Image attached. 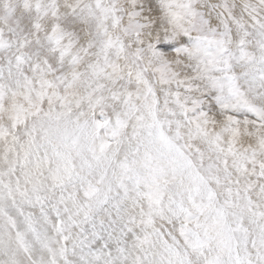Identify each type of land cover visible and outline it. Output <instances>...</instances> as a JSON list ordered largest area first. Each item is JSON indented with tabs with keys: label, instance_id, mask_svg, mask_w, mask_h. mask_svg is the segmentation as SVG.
Listing matches in <instances>:
<instances>
[{
	"label": "snow or ice",
	"instance_id": "obj_1",
	"mask_svg": "<svg viewBox=\"0 0 264 264\" xmlns=\"http://www.w3.org/2000/svg\"><path fill=\"white\" fill-rule=\"evenodd\" d=\"M0 264H264V0H0Z\"/></svg>",
	"mask_w": 264,
	"mask_h": 264
}]
</instances>
